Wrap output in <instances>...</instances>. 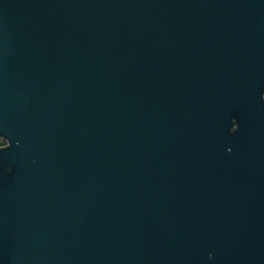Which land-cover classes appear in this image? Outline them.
<instances>
[{
  "label": "water",
  "instance_id": "obj_1",
  "mask_svg": "<svg viewBox=\"0 0 264 264\" xmlns=\"http://www.w3.org/2000/svg\"><path fill=\"white\" fill-rule=\"evenodd\" d=\"M0 139V264H264V0H0Z\"/></svg>",
  "mask_w": 264,
  "mask_h": 264
},
{
  "label": "trees",
  "instance_id": "obj_2",
  "mask_svg": "<svg viewBox=\"0 0 264 264\" xmlns=\"http://www.w3.org/2000/svg\"><path fill=\"white\" fill-rule=\"evenodd\" d=\"M0 143L3 144V146L6 145L5 144L6 142L4 140H2V139H0Z\"/></svg>",
  "mask_w": 264,
  "mask_h": 264
},
{
  "label": "rangeland",
  "instance_id": "obj_3",
  "mask_svg": "<svg viewBox=\"0 0 264 264\" xmlns=\"http://www.w3.org/2000/svg\"><path fill=\"white\" fill-rule=\"evenodd\" d=\"M6 144V143H5ZM0 146H3V144L0 143Z\"/></svg>",
  "mask_w": 264,
  "mask_h": 264
},
{
  "label": "snow or ice",
  "instance_id": "obj_4",
  "mask_svg": "<svg viewBox=\"0 0 264 264\" xmlns=\"http://www.w3.org/2000/svg\"><path fill=\"white\" fill-rule=\"evenodd\" d=\"M9 172H11V169H9Z\"/></svg>",
  "mask_w": 264,
  "mask_h": 264
}]
</instances>
